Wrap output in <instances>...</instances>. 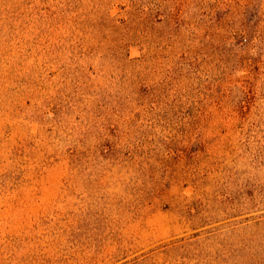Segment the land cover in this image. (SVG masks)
I'll list each match as a JSON object with an SVG mask.
<instances>
[{
  "label": "rangeland",
  "instance_id": "obj_1",
  "mask_svg": "<svg viewBox=\"0 0 264 264\" xmlns=\"http://www.w3.org/2000/svg\"><path fill=\"white\" fill-rule=\"evenodd\" d=\"M0 264H264V0H0Z\"/></svg>",
  "mask_w": 264,
  "mask_h": 264
}]
</instances>
